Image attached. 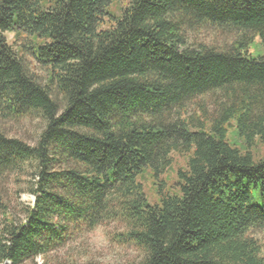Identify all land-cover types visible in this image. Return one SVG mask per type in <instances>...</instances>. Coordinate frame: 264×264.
Instances as JSON below:
<instances>
[{
	"label": "trees",
	"instance_id": "1",
	"mask_svg": "<svg viewBox=\"0 0 264 264\" xmlns=\"http://www.w3.org/2000/svg\"><path fill=\"white\" fill-rule=\"evenodd\" d=\"M117 1L0 0V117L46 122L34 146L0 127V178L36 179L23 221L0 194V264L112 221L136 264H264V160L252 153L264 144V56L251 52L264 47V0H127L115 14ZM205 32L215 43L192 40ZM173 154L187 169L175 190L158 181L150 203L139 179L159 178Z\"/></svg>",
	"mask_w": 264,
	"mask_h": 264
},
{
	"label": "rangeland",
	"instance_id": "2",
	"mask_svg": "<svg viewBox=\"0 0 264 264\" xmlns=\"http://www.w3.org/2000/svg\"><path fill=\"white\" fill-rule=\"evenodd\" d=\"M127 5V0H119L113 4L110 9L111 12L120 14V9ZM6 36L9 43L15 48L22 44L27 45L29 42L25 37L17 39L14 33L11 32L7 33ZM192 40L213 43L214 37L205 32L204 34L193 36ZM258 42H260V39H258ZM216 44L218 46H223L224 42L220 40ZM251 52L255 53V56H264V47L259 49L254 48ZM24 60L30 70L35 71L40 79H42V82H45L46 71L39 66L32 55L26 53ZM57 99L59 103H61L60 98ZM206 100L207 101L203 102L207 103L209 110L213 111L214 107L210 102L211 99L207 98ZM189 109L192 112L191 106ZM45 125L46 122L40 114H35L30 118L20 121L0 117V127L9 137L20 138L33 146L37 143ZM229 142L233 146L244 149L243 141L238 136L236 129H231L229 131ZM252 153L255 161L259 162L264 160V144L260 143L255 146L252 149ZM172 158V165L163 172L159 178L155 176L151 169H147L144 176L139 179L150 203H154L158 199L155 192L156 189H158V181H165L167 189L171 188V190H175L177 187V172L180 169H187V159L185 157L173 154ZM35 182L36 179H34L32 173H24L22 175L11 174L0 178V194L5 198V201L10 207L11 214L17 222L24 220V208L34 206L35 197L29 193V190ZM121 230V226L118 222L112 221L108 223L107 226L96 228L90 232L84 233L80 237L73 238L68 245L54 251L47 257H37L34 262L26 264H136L140 258L139 251L135 250L132 246H122L113 239Z\"/></svg>",
	"mask_w": 264,
	"mask_h": 264
}]
</instances>
